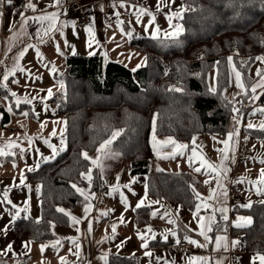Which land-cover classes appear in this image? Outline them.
<instances>
[{
  "label": "trees",
  "instance_id": "trees-1",
  "mask_svg": "<svg viewBox=\"0 0 264 264\" xmlns=\"http://www.w3.org/2000/svg\"><path fill=\"white\" fill-rule=\"evenodd\" d=\"M25 3L26 0H14V7L22 10ZM183 5L188 11L184 13V33L180 37L141 36L131 40L146 58L145 65L136 71L100 56L67 57L64 70L57 76L65 84V91L50 99L57 115L67 120L66 150L26 173L29 182L41 185V219L16 220L14 233L18 238L51 240L52 225H67L68 216L57 209L70 210L81 205L82 196L72 184H87L80 173L92 169L91 162L81 153L96 151L119 129L123 132L115 140L114 149L130 163L132 175L146 177L147 194L195 209L198 198L193 189L198 181L194 174L155 171L152 166L153 117L156 135L171 137L178 143L191 145L196 134L227 133L237 104L226 95L230 85L227 58L235 51L241 57L252 58L264 51V3L183 0ZM236 62L248 83L246 69L237 57ZM213 68L217 71L215 92L210 91L207 81ZM247 95L236 100L246 99ZM260 102L264 104V94ZM252 132L253 137H264L262 130ZM92 177L93 190L106 189L96 170H92ZM241 210L250 215L252 224L231 227V234L241 237V245L249 253H264V203H253ZM149 222V208H137L136 225L144 227ZM224 227L228 223L219 216L214 232ZM110 264H138V258L111 255Z\"/></svg>",
  "mask_w": 264,
  "mask_h": 264
},
{
  "label": "crops",
  "instance_id": "crops-1",
  "mask_svg": "<svg viewBox=\"0 0 264 264\" xmlns=\"http://www.w3.org/2000/svg\"><path fill=\"white\" fill-rule=\"evenodd\" d=\"M27 2L28 0H26L25 5ZM32 2L37 5L35 12L28 10L25 6L22 10H17L14 7V0L11 5L5 3L0 7V12L3 13L0 16V84H7V88L0 87V146L8 138H11L21 148L25 149L23 156L19 154L20 149L17 148L14 149L17 153L14 157H0V201L3 200V191L11 186L8 198L17 207H24L26 200L29 203V211L22 212L15 221L30 217L37 220L41 219V185L29 182L25 175L29 172L27 170L29 167H34L37 163H39V167L42 165L41 162L44 161L40 153H43L45 157L51 156V149L44 144V140L48 139L52 143V138H59L60 128L64 127L63 124L55 122L67 121L66 118L58 116L57 113H51L50 99L55 93L65 91V87L64 89L60 87L63 81L57 76L64 70L67 57L74 55L73 51H75V55H81L80 53L84 52V40L89 37L86 31L87 27L79 28L76 26L79 11L86 7L94 9L95 24L92 26V35L100 41L103 49L109 48L110 52V55L96 53L86 56H100L105 58L107 62L116 61L129 67L137 66L145 59V55L131 44L133 38L144 36L176 39L184 33L182 19L173 21V23H179L183 26V31L178 36L169 37L165 35L166 31H172L169 28L166 15L181 6L184 7L183 0H176V3L170 8H163L160 12L156 11L159 0H61L59 6L55 5V0H32ZM122 2L124 7L120 6ZM140 7H145L156 15L155 24L148 27L147 30L146 25L150 19L149 16H142L141 22L136 23V12ZM21 12H24L28 17L57 13L55 28L48 35H44V30L48 28L49 22L30 19L24 25L20 20ZM117 13H119L118 16ZM107 18H118L120 22L123 20L124 22L105 25L104 20ZM157 25L161 31L158 36L153 37L152 33ZM22 50L25 51V55L18 62L25 71H17L14 76L9 77L8 81H3L2 74L14 66ZM137 51L142 53L144 58ZM53 68H55L54 72L52 71ZM14 80L18 83H13ZM208 87L210 89L209 82ZM49 89L53 92L51 97H48L47 94ZM11 91L16 92L17 97H12ZM26 96L31 99V103L21 102L17 106L16 99L20 98L23 101ZM5 97L7 99H4ZM9 106L12 108L11 112L8 111ZM53 109L55 108L53 107ZM23 113H28V115L25 116ZM42 124L43 127H41ZM54 129L57 132L55 137L50 135ZM66 131L64 133L65 141ZM28 138L32 139L31 146L28 144ZM114 142L106 150L109 153L108 156L105 157L101 154L99 167L91 164L92 170H96L105 182L106 189L95 191L91 186V192L96 194V198L91 201L92 210L87 218H85L83 209L88 202L82 196L80 206L66 211L81 222L74 225L70 216L67 215L68 223L66 226L55 225L53 227V239L42 242L32 241L28 248L23 247V242L29 240L20 239L15 235V221L11 222L12 216L9 215V212L15 213L16 209H13L6 202L0 203V211L3 206L6 209L5 216L0 219V229H3L6 224L9 225L8 236L4 238L6 244L0 245V261L4 260L2 264H61V258H64L68 264H110L111 255L138 258V264H187L188 258L193 256L209 257L208 264H217L220 259L224 260V264H251L252 257L256 254L246 251L241 245V237H234L230 232L236 220L228 219V231L214 232L217 219L219 216L221 217L218 209L222 207V204L216 203L215 199H198L197 204H207L208 207L202 206L194 218L193 213L196 212V207L194 210H189L180 203L150 197L147 194L146 177L144 175H132L130 163L114 149ZM59 147L60 144L58 149ZM188 147L191 148L192 146L188 145ZM36 149H39L40 152L38 153ZM64 151H59L58 155ZM88 154L90 157H96L97 151ZM13 162H15L16 167H13ZM152 164L155 171L157 168L172 172L188 170L178 171L160 168L157 167L154 160ZM190 169L198 181L194 186L195 192L198 193L197 188L200 182L191 166ZM118 176L119 181H117ZM22 177L24 179L23 185L20 183ZM117 183L121 185L119 191L112 192V186ZM124 184H130L131 190L122 187ZM78 187L88 189V183ZM121 193L127 198V210L125 205L121 203ZM145 195V206L142 207L149 208L150 222L144 227H139L135 223V210L137 209L135 206L141 199L145 198ZM231 201V214L242 212L241 207H239L241 195L239 199ZM106 211L109 212L107 216L101 215ZM153 212H156L155 216L152 215ZM165 212H168L169 215H164ZM122 214L123 223L120 222ZM213 215L215 222L212 223V231L208 233L213 243H209L207 247L203 248L191 244L196 253L190 256H182L176 253L174 248L176 241L186 240V236L201 243L204 242L203 237L198 235L200 231L198 219L204 217L203 223L207 225L210 222L208 218ZM170 219L175 220V223H169ZM89 224L91 225V232L88 231ZM113 224L117 225L116 233L114 238H110L113 236ZM149 227L152 232L147 231ZM172 232H175L176 235L172 236ZM2 234L4 233L0 232V239ZM139 234L145 236L148 242L147 249L141 246L143 241L139 238ZM153 234H155V239L152 238ZM165 235L168 236L167 240L164 239ZM217 235L227 237L228 251L214 250V240ZM68 237H79V257L73 254L77 250L73 247L71 240L67 239ZM105 237L109 238L105 239ZM58 238H61L60 244L53 247L52 245ZM233 240H239L240 243L236 247H232L231 241ZM10 243L13 248L12 252L4 251ZM40 245H47L43 253H41ZM117 245L121 246L117 247ZM146 251H150L152 255L146 256ZM104 256H107V260L103 259ZM256 264L259 262L257 261Z\"/></svg>",
  "mask_w": 264,
  "mask_h": 264
},
{
  "label": "snow or ice",
  "instance_id": "snow-or-ice-1",
  "mask_svg": "<svg viewBox=\"0 0 264 264\" xmlns=\"http://www.w3.org/2000/svg\"><path fill=\"white\" fill-rule=\"evenodd\" d=\"M12 2H13V0H0V7H2L5 3L11 5ZM175 3H176V0H159L158 4L156 5V11L160 12V11H162L163 8H170ZM262 3H264V0H262ZM60 4H61V0H55V5L56 6H59ZM49 6H51V5H49ZM120 6L124 7L125 5L122 2L120 4ZM25 7L28 10H31L33 12H35L37 10V5L35 3H33L32 0H28V2L25 5ZM133 7H135V6H133ZM186 11H188V9H186L183 6H181L180 8H178L175 11L170 12L169 14L166 15V19L168 21L169 28L172 29L171 32H167V31L165 32L166 36H169V37L178 36L183 31V26L181 24H179V23H173V21L174 20H182L183 17H184V13ZM2 15H3V13L0 12V16H2ZM116 15L118 16L119 13H117ZM145 15L150 17V19L148 20L147 25H146V30H147L148 27H151L153 24H155L156 15L152 11H150L149 9H147L145 7H140V8L137 9V12H136V23H140L141 22V17L145 16ZM57 16H58L57 13H48V14L41 15V16H38V17H28L24 12H21L20 13V20H21L22 24H24V25H26L30 19L38 20L40 22L48 21L49 22L48 28L44 30V35H48V33L51 32L55 28L56 21H57ZM120 23L122 24L123 22H120ZM13 26H14V23H13ZM86 31L89 34L88 46L91 47L93 27L91 25H89L87 27ZM122 31H123V29H122ZM160 31H161V29L157 25L156 28H155V31L152 33L153 37L158 36ZM128 35H131V33H128ZM37 54L39 55L38 51H37ZM73 54H75V51H73ZM24 55H25V51L22 50L19 53V56L17 57V62L14 64V66L11 69L5 71L2 74V80L3 81H8L9 77L10 76H14L17 71H25V69L22 68L20 66L19 62H18L21 58L24 57ZM227 59H228L229 64H232L233 58L231 56H229ZM256 59L260 60L261 62H264V56H258V57H256ZM145 61H146V58H145ZM217 63H219V62H217ZM140 66L141 65H137V68H139ZM52 71L54 72L55 68H53ZM133 71H136V69H133ZM233 71H235V68H233ZM256 74H257V76H260L261 82L252 86V88H251V92L252 93L256 92L257 87L264 88V74H262L260 70H258ZM235 76H236L237 87H239L242 90H244V85H243V83H241V79H240L241 73L238 72V71H235ZM37 79H39V77H37ZM12 82L13 83H18V81H15V80L12 81ZM0 87L7 88V84H0ZM60 87H61V89H64V87H65L62 82L60 84ZM174 90L175 91H181V89H174ZM211 91L215 92V88H212ZM47 94H48V97H51L53 95L52 90L49 89ZM10 95L12 97H17V93L14 92V91H11ZM245 95H247L246 91H245ZM253 98L254 99H258L259 97L254 96ZM4 99H7V97H5ZM21 102H23V103H31V99H29L26 96V97L23 98V101L20 98H17L16 101H15L17 106H19ZM45 109L47 110V105L46 104H45ZM8 111L9 112L12 111V108L10 106L8 107ZM234 111H238V110L234 109ZM257 111L264 112V109H257ZM23 115L27 116L28 113H23ZM234 119H236V118L234 117ZM55 123L64 125V127L60 128V133H59L60 147L58 149L56 145L52 144L48 139H45L44 140V144H46L51 149L52 154H51V156L45 157V156H43V153H40V155L42 156L44 162H49L50 160L54 159L58 155L59 151H63L66 148V141H65L64 133L66 131L67 121H56ZM237 123H239V121H237ZM43 126L44 125L42 124L41 127H43ZM247 127L251 129V128L256 127V125H254L253 123L249 122L247 124ZM259 128L261 130H264V121H261V123L259 125ZM122 132H123V129L115 130V131H113L111 133V138L105 139L102 143H100L99 147L96 150L97 151V156L96 157H90L89 154L86 151L82 152L81 155L83 156V158L85 160L91 161V164L93 166L99 167L100 166V161H101V154H103V156H105V157L109 155V153L106 150L113 143V141L116 140L117 137L121 136ZM238 133H239V130L236 129L235 132H230L228 134V139L222 141V143L225 145V147L223 149H220L219 151H221L224 154L223 155V160H229V155H228V152H229V141L232 140V137L234 135L238 136ZM50 135L53 136V137L57 136L56 130L54 129L51 132ZM245 139H247V138H245ZM194 140H195V138H193V143H194ZM151 142H152L153 151L156 154L157 158H173L174 159L177 154L183 155V150L188 147L187 145L177 143L171 137H169L165 141H159L157 139V137H156V119H155V117H153V121H152ZM28 144L30 146L32 145V139L31 138H28ZM169 145L172 147V152L170 153V155L162 157L160 155L162 148L164 146H169ZM262 146H264V145H262ZM17 148L20 149L19 154L21 156H23L25 149L21 148L20 145L17 144L15 141H13L11 138H8L7 141L2 146H0V157H9V156H13L14 157L17 154L14 151V149H17ZM36 151L38 153L40 152L39 149H36ZM195 156H196V149L193 148L192 149V156L189 157V160L191 161ZM231 159H232L233 162L235 161L234 155L231 157ZM260 163L262 165H264V159H261ZM201 164H202V166L206 165L207 168H209V169H211L213 171H216L217 176L225 175L230 170L227 167H223L222 171H217V166L216 165L209 163L207 160H204L203 158L201 159ZM13 167H16L15 162H13ZM38 167H39V163H37L34 167H29L27 170L29 172L35 171ZM157 171H162V169L157 168ZM195 171L199 172L200 168H196ZM80 176H81L82 179L88 181V189L80 188L76 184H72V187L76 190V192H78L81 196L84 197L85 201L88 202V203L85 204L84 209H83V211L85 213V218H87L88 214L92 210L91 201L96 198V194L91 192V182H92V179H93V177H92V169L89 168L86 172H81ZM117 181H119V176L117 177ZM133 182H135V180H133ZM234 182L235 183H245V182L251 183L254 186H256V191H257L258 194H264V168L260 169L259 176H258V178L256 180H248V181H246L245 178H240V179H237ZM20 183L22 185L24 184L23 177L21 178ZM217 185H218V187H222V185L220 183V180H217ZM24 186L28 187L27 185H24ZM10 187L11 186H9V188H6L3 191V200L0 201V203L6 202L7 204H10L13 209H16L15 213L9 212V215L12 216V221L11 222H14L15 219L18 218L22 212H28L29 211V203L26 200L24 202V207H22V208L17 207V205L15 203H13V201L11 199L8 198ZM120 187H121V185H119V183H117L116 185L112 186L111 191L112 192L119 191ZM122 187L128 188L129 190H131L130 184H124ZM193 191L195 192V189H193ZM120 195H121V203H123L125 205V209L127 210V208H128L127 198L123 195V193H121ZM196 195H197V198L199 199L200 198V194L196 193ZM221 195L226 197L227 196V190L224 189L223 192L221 193ZM214 198H218L217 194H216V189H212L210 191V195L208 197V199H210V200L214 199ZM145 200H146V195H145V198L141 199L136 204L135 207L136 208H140L142 206H145ZM157 203H158V201H157ZM262 203H264V201H262ZM202 206L205 207V208L208 207L207 204H203V203L202 204H197L196 205V212L193 213L194 218H196V216L200 212ZM240 207H251V203L240 205ZM218 210L221 213V218L225 222H227L228 221V216L226 215L227 209L221 207ZM57 211L61 212V213H64L65 215L70 216L71 221H72V223L74 225L75 224H79L81 222L77 217L72 216L71 213L66 212L65 209H63V208H58ZM109 211H114V210H109ZM214 212H215V209H214ZM108 214H109L108 211L101 213V215H104V216H107ZM152 215L155 216L156 212H153ZM164 215L167 216V215H169V213L165 212ZM0 219H2V216H0ZM208 219H209L210 222L207 225H205L203 223L204 217H199V219H198V224L200 225V231H199L198 235L203 237L204 242L201 243V242H199L197 240L191 239L190 237L186 236L185 239L187 240L188 243L196 245L197 247H201V248L207 247L209 243H213V240L208 235V233L212 231V223L215 222L214 221V215L210 216ZM37 222H39V221H37ZM120 222L121 223L124 222L123 214L120 217ZM169 223H175V220H171L170 219ZM251 224H252V218L251 217L239 216V217L236 218V221L234 222V227L243 228V227L250 226ZM52 227H54V225H52ZM116 228H117V225L113 224L112 225L113 236L110 237V238H114L115 237ZM8 230H9V225L6 224L3 229H0V232H3L4 234H6ZM91 230H92L91 229V225L89 224L88 231L91 232ZM77 231H79L78 228H77ZM147 231L148 232H152V229L149 227L147 229ZM222 231H226V229H222ZM171 235L175 236L176 233L172 232ZM108 238L109 237H105V239H108ZM139 238L143 241L141 246L143 248L147 249L148 248V242L145 239V236L143 234H139ZM152 238L155 239V234H153ZM60 239L61 238H58L57 241L55 242V244H53L52 246L55 247L56 245L60 244ZM67 239L71 240V242L73 244V247L76 248V250H77L73 254L76 255L77 257H79L80 256L79 237H68ZM164 239L167 240L168 236L165 235ZM179 242H180L179 240L176 241L177 244ZM31 243H32V241H25V242H23V247L28 248ZM239 243H240L239 240H233V241H231V246L232 247H236ZM214 244H215V248H214L215 251H220L221 249H223L224 251H228L229 245H228V242H227V237L225 235H217L215 237ZM120 246L121 245H117V247H120ZM46 247H47V245H40L41 253H43V251H44V249ZM12 250H13L12 244L10 243V244H8L6 246V249L4 251L12 252ZM145 255L146 256H151L152 253L150 251H146ZM103 259L107 260V256H104ZM209 259H210L209 257H203V256L196 257V256H193V257H189L188 258L187 264H208ZM257 261L259 262V264H264V254L257 253L256 255H254L252 257L251 264H256ZM61 264H68V262L64 258H61ZM217 264H224V260L223 259L218 260Z\"/></svg>",
  "mask_w": 264,
  "mask_h": 264
},
{
  "label": "rangeland",
  "instance_id": "rangeland-1",
  "mask_svg": "<svg viewBox=\"0 0 264 264\" xmlns=\"http://www.w3.org/2000/svg\"><path fill=\"white\" fill-rule=\"evenodd\" d=\"M86 8H90V7H86ZM84 9H81L78 15ZM88 43H89V37L84 40V52L83 53L77 52V53L78 54L80 53L81 55H95L96 53H104L105 55H110L109 48L103 49L102 47L103 45L100 43V41L96 39L95 36L92 35L91 47L88 46ZM139 54L142 55V58H144V55L142 53L139 52ZM258 56H264V51L257 54L254 58L241 57L240 53L238 51H235V53L231 55V57L233 58L232 64H229L228 62L229 73H230V85L226 91V95L231 100L239 103L240 107L238 111L234 112L231 125L225 135H220L215 132H210L208 134H196L194 136L195 138L194 143L192 140L191 145H189L192 147L191 148L187 147L186 149H184L183 155L177 154L174 159L173 158H157L156 154L154 153V157H153V160L156 162L157 167H160V168H166L169 170H178V171L188 169L186 171H189V172H192L190 169V166L192 167V170L194 171L196 168H200L199 172L195 171L198 177V180L200 182L199 187L197 188V192L200 194L199 200L202 198L208 199L210 195V191L212 189H216V194L218 198H214V199L216 203L222 204V207L227 209L226 215L228 216V219H231V221L233 219L235 221L236 218L239 216L250 217V215L245 212H237V213L231 214L232 207L230 208V202H232L231 200L233 199L236 200V198L234 197L230 198L231 197L229 194L230 181H232V179L236 181L237 179H240V178H245L246 181L256 180L259 176L260 169L264 168V165L260 163V160L264 159V146H262L264 145V137H261V138L253 137L254 133L252 132V130H261L259 128V125L261 121H264V112L257 111V109H264V104L260 102V99L264 94V88L257 87V90L255 93L251 92L252 86L261 82L260 76H257L256 74L257 71L260 70L261 73L264 74V62L257 60L256 57ZM236 57L238 58L241 66L246 69V76L249 79L248 83L244 81L243 73L237 67ZM244 59L245 60L247 59L248 61H250V63L245 64ZM139 65L141 66L145 65V59H143ZM129 68L132 70L138 69L137 66H130ZM233 68H235V71H238L241 73L240 79H241V83H243L244 85V90L237 87L235 71H233ZM216 75H217V71L215 68H213L210 70L209 76L207 77V81L209 82L210 89L215 88V91L217 90ZM211 79H212V82H211ZM245 91L248 94L247 98L246 99L242 98V100H236L239 96L245 95ZM254 96L259 97V98L254 99L253 98ZM50 109H51L52 114L54 113L56 114V111L55 109H53L52 106L50 107ZM234 117L236 119H234ZM237 121H239V123H237ZM249 122L256 125V127L251 128V129L248 128L247 124ZM236 129L239 130L238 136L234 135L232 137V140L229 141V152H228L229 160H223L224 154L221 151H219L220 149H223L225 147L222 141L228 139V134L230 132H235ZM156 137L159 141H165L169 138V137H159L157 135ZM52 144L56 145L58 148L60 144V138H56V139L52 138ZM179 144L187 145L186 143H179ZM241 147L246 149L247 154L237 159V153ZM193 148L196 149V156L190 161L189 157L192 156ZM171 152H172V147L170 145L164 146L161 150L160 155L162 157L168 156L170 155ZM233 155L235 157L234 162L231 159ZM202 158L204 160H207L209 163L216 165L217 171H222L223 167H227L230 170L225 175L217 176L216 171H213L207 168L206 165L202 166L201 164ZM52 160H50V162ZM41 163L43 164L46 162H41ZM217 180H220L222 187H218ZM238 184H239L240 195H241V201L239 203V207L240 205H244L248 203H251V204L253 202L262 203V201H264V194H258L256 191V186H254L253 184L248 183V182L238 183ZM224 189L227 190L226 197L221 195ZM233 206L236 207L235 205ZM243 208H248V207H241V209ZM5 211L6 209L3 206L2 210L0 211V216H2V218L5 216ZM228 228L229 227H226V231H228ZM6 236H8L7 233L1 235L0 245L6 244L4 241V238ZM183 241H186V240H183ZM182 256H185V255H182ZM3 261L4 260H1L0 263L2 264Z\"/></svg>",
  "mask_w": 264,
  "mask_h": 264
},
{
  "label": "built area",
  "instance_id": "built-area-1",
  "mask_svg": "<svg viewBox=\"0 0 264 264\" xmlns=\"http://www.w3.org/2000/svg\"><path fill=\"white\" fill-rule=\"evenodd\" d=\"M120 20L118 18H107L104 20L105 25H110L112 23L118 24ZM95 24V11L92 8H85L78 16L76 21V26L81 27H88L89 25L93 26ZM247 64V61H244ZM235 109L239 108V104H235ZM246 149L240 148L237 154V159L243 155H246ZM235 180L232 179L229 183V194L232 197L239 199L240 198V189L239 184L234 182ZM175 251L179 255H186L190 256L196 253L195 248L190 245L187 241H180L178 244L175 245Z\"/></svg>",
  "mask_w": 264,
  "mask_h": 264
}]
</instances>
